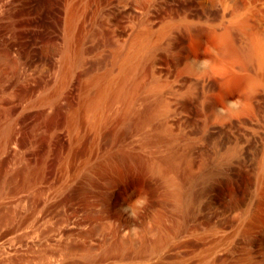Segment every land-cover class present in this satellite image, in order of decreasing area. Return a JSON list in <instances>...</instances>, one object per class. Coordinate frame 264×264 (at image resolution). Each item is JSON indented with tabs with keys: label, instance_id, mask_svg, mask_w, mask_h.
Instances as JSON below:
<instances>
[{
	"label": "rangeland",
	"instance_id": "1",
	"mask_svg": "<svg viewBox=\"0 0 264 264\" xmlns=\"http://www.w3.org/2000/svg\"><path fill=\"white\" fill-rule=\"evenodd\" d=\"M1 7L0 264H264V0Z\"/></svg>",
	"mask_w": 264,
	"mask_h": 264
},
{
	"label": "bare ground",
	"instance_id": "2",
	"mask_svg": "<svg viewBox=\"0 0 264 264\" xmlns=\"http://www.w3.org/2000/svg\"><path fill=\"white\" fill-rule=\"evenodd\" d=\"M8 3V2H7ZM6 5H8V4H6ZM4 7V6H3ZM0 9H2V7L0 8ZM6 9V8H5ZM3 11H4V9H3ZM45 49V52H47V51H53V50H55V49H57V46H56V44H54V43H49L48 42V44L46 45V47L44 48ZM255 61L257 62V64L259 65V66H263L264 65V40H260V41H257V43H256V45H255ZM55 114V113H54ZM50 116V115H49ZM48 116V117H49ZM53 116H56L57 117V115L55 114V115H53ZM53 116H52V120L53 119H55V117L53 118ZM47 117V118H48ZM46 120V119H45ZM48 120V119H47ZM49 123V121H47V123H45V125H47ZM63 123V122H62ZM49 126L50 127H52L53 125L52 124H50L49 123ZM57 126H59L58 124H57ZM48 127V126H47ZM54 127H55V125H54ZM46 140L47 139H49V138H45ZM42 139H40V141H41ZM44 141V140H43ZM44 145V144H43ZM40 146V145H39ZM41 147V146H40ZM44 147V146H43ZM38 148V147H37ZM47 148V147H46ZM38 152V151H37ZM37 154V153H36ZM98 260H99V258H98Z\"/></svg>",
	"mask_w": 264,
	"mask_h": 264
}]
</instances>
